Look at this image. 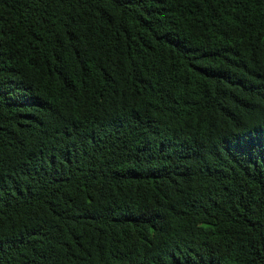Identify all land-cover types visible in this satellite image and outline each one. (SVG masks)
Listing matches in <instances>:
<instances>
[{"label": "trees", "instance_id": "1", "mask_svg": "<svg viewBox=\"0 0 264 264\" xmlns=\"http://www.w3.org/2000/svg\"><path fill=\"white\" fill-rule=\"evenodd\" d=\"M0 264H264V0H0Z\"/></svg>", "mask_w": 264, "mask_h": 264}]
</instances>
